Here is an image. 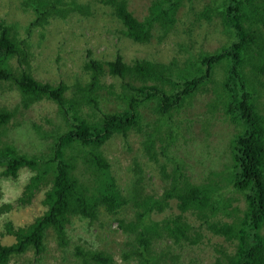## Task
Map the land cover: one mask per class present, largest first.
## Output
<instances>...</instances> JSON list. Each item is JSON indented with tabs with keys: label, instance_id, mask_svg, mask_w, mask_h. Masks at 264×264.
<instances>
[{
	"label": "trees",
	"instance_id": "16d2710c",
	"mask_svg": "<svg viewBox=\"0 0 264 264\" xmlns=\"http://www.w3.org/2000/svg\"><path fill=\"white\" fill-rule=\"evenodd\" d=\"M17 1L24 10L31 11L33 18L24 29V37L15 25L0 21V89L17 90L20 94V103L13 109L0 106V182L16 181L23 170L30 176L15 204L3 202L0 215L12 208H29L33 213L23 225L7 221L0 227L1 237L13 239L7 244L0 240V264H9L13 256L30 249L41 262L49 236L54 235L59 247L68 246V225L72 220H86L95 230L94 222L101 210L117 214L124 206L137 210L130 220H118V229L131 235L130 249L123 253L125 260L178 264V252L201 241L202 234L195 232L196 225L187 216L191 214L200 221V229L207 228L232 244L230 250L220 249L218 263L264 264V103L259 100L264 95V0H215L204 5L200 17L220 16L227 43L213 52H201L198 57L190 55L181 66L176 60L160 63L137 59L129 64L120 55L114 61L103 62L91 58L89 51V59L83 64L89 80L79 78L72 88L63 79L51 84L34 77L30 65L32 31L45 28L56 19L93 16L92 0ZM195 1L153 0L149 15L141 21L130 11L128 0H93L109 6L122 26L121 34L139 44L149 43L154 31L160 40L169 35L176 29L178 11L185 2L192 7ZM216 70L222 71L219 79L214 78ZM106 75L119 78V89L114 84H101ZM209 83L217 96L209 104L210 110L222 107L237 132L229 139L230 160L223 170L213 174L218 181L194 184L184 166L166 152L168 144L184 137L181 120L176 119L178 114ZM42 100L54 102L61 114L56 119H45L46 124H51L50 129L42 123L20 119ZM143 109H150L157 116L154 133L144 128ZM12 119L24 129L34 123L33 133L41 138L40 145L34 137L29 151L20 152L8 135ZM131 132L144 136L152 158L160 141L158 151L166 156L165 164L174 165L170 187L154 201L145 195L141 165L135 166L136 178L123 194L101 151L107 141L115 136L127 140ZM162 132H167L165 138ZM225 184L243 194L246 202L242 216H235L230 222L216 219L221 211L231 214L229 200L218 192ZM174 200L178 213L161 221L150 217L153 212L171 208ZM94 237L95 246L78 245L73 255L82 264H113L114 254L100 248L106 237L98 231L93 232ZM164 240L172 243L158 248L157 243Z\"/></svg>",
	"mask_w": 264,
	"mask_h": 264
},
{
	"label": "rangeland",
	"instance_id": "374dc122",
	"mask_svg": "<svg viewBox=\"0 0 264 264\" xmlns=\"http://www.w3.org/2000/svg\"><path fill=\"white\" fill-rule=\"evenodd\" d=\"M79 1L90 2V0ZM213 1L215 0H196L192 7L185 2L184 7L177 13L178 23L174 31L162 40L154 31V37L149 43L139 44L121 34L122 26L113 16L109 6L92 0L93 16L73 15L66 20L56 19L52 20L47 27L32 31L30 40L33 53L30 62L32 74L36 79L51 84H56L63 79L71 88L79 78L88 82L89 78L83 71V64L89 59L87 56L89 51L91 58L103 62L114 61L116 56L120 55L129 64L137 59L160 63H171L176 60L181 66L188 56L198 57L201 52H213L227 43L228 35L222 26L220 16L206 19L199 15L204 9L203 6L210 5ZM152 2L153 0H128V5L130 11L142 21L149 15ZM32 18L31 11L24 10L18 5L17 0H0V21L15 25L20 36L26 35L24 29L28 27ZM14 63L16 64L15 61ZM221 74L222 71L216 70L214 78L219 79ZM218 75L219 78H217ZM262 79L264 80V77ZM118 80L119 78L106 75L101 84L104 86L114 84L116 89H119ZM211 83L189 100L185 109L178 114L176 119L181 120L184 137L174 140L173 144H168L166 152L168 156L175 157L184 166L185 174L194 184H201L208 180L218 181V177L213 174L223 170L224 165L230 160L229 139L237 132V127L227 121L222 107L216 111L210 110L209 104L217 99L216 94L211 91L213 87ZM103 92L106 96L109 95L107 91L103 90ZM259 100L264 103V95ZM19 103L20 94L17 90L2 91L0 89V106L11 110ZM142 111L144 128L146 131H152L157 116L150 109ZM56 117H61L57 105L54 102L42 100L25 111L20 119H30V122L42 123L50 129L51 124H46L45 119H56ZM14 121L10 122L11 131L8 134L10 140L20 152L29 151L36 137L32 129L34 123H30L24 129L25 126L20 127ZM155 136L159 140L158 134ZM162 136L165 138L167 132H162ZM36 138L37 146H39L41 138ZM145 142L143 135L131 132L127 140L122 136H115L107 141L101 147V151L110 162L112 177L123 194L132 186L136 178L135 166L141 165L145 177V195L154 201L153 198H160L170 187L174 165L165 164L166 156L158 151L162 145L160 141L156 144L154 158L149 154ZM211 175L213 176L209 179ZM29 176L30 174L23 170L16 181L2 180L0 182V207L3 206V202L14 201L15 204L16 196ZM218 192L223 193L224 198L229 200L228 211L231 214L221 211L216 219L230 222L235 216H242L246 208L243 194L234 190L231 185L226 187V184ZM171 204V208H166L163 212H153L150 217L161 221L173 213H178L176 201H172ZM29 211V208L20 210L12 208L4 215H0V227L7 221L15 225H23L33 213V210ZM135 212L137 210L130 206L122 207L117 214L101 210L100 217L94 222L95 230L87 225L86 220H72V223L68 225L70 242L67 247H59L56 238L51 235L47 240V250L41 262L36 260L34 251L30 249L23 254L13 256L9 264H82L73 255L74 248L78 245L86 246V244L91 246L92 243L95 246L94 231L106 237L105 242H101L100 248L114 254L116 260L113 264H139L136 258L124 259L123 253L130 249L131 235L118 229V220L121 218L130 220L136 214ZM187 216L192 225H196L195 232L201 233L202 237L200 243L189 244L188 247L179 249L181 252H178L180 255L178 264H223L218 263L222 256L220 249L230 250L232 244L224 237L213 235L207 228L200 229V221L191 214ZM0 240L4 244L13 241L8 236H0ZM166 243L172 242L164 240L158 242L157 247L163 248Z\"/></svg>",
	"mask_w": 264,
	"mask_h": 264
}]
</instances>
